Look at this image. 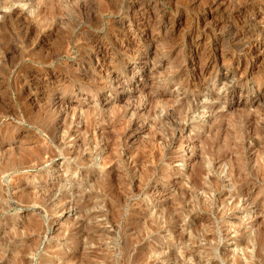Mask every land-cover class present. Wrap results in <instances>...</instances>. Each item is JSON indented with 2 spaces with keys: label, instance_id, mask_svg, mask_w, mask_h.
Masks as SVG:
<instances>
[{
  "label": "rangeland",
  "instance_id": "374dc122",
  "mask_svg": "<svg viewBox=\"0 0 264 264\" xmlns=\"http://www.w3.org/2000/svg\"><path fill=\"white\" fill-rule=\"evenodd\" d=\"M0 264H264V0H0Z\"/></svg>",
  "mask_w": 264,
  "mask_h": 264
},
{
  "label": "bare ground",
  "instance_id": "6f19581e",
  "mask_svg": "<svg viewBox=\"0 0 264 264\" xmlns=\"http://www.w3.org/2000/svg\"><path fill=\"white\" fill-rule=\"evenodd\" d=\"M238 40H239V39H238ZM254 45H255V44H254ZM248 46H249V45H248ZM256 46H257V45H256ZM259 46H260V44L258 45V48H259ZM236 47H237V46H236ZM250 48H251V47H250ZM250 48H249V49H250ZM255 49H256V48H255ZM246 56H247V55H246Z\"/></svg>",
  "mask_w": 264,
  "mask_h": 264
}]
</instances>
